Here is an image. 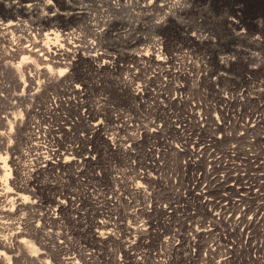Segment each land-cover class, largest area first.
<instances>
[{"label": "rangeland", "instance_id": "374dc122", "mask_svg": "<svg viewBox=\"0 0 264 264\" xmlns=\"http://www.w3.org/2000/svg\"><path fill=\"white\" fill-rule=\"evenodd\" d=\"M238 5L0 0V178L25 197L0 264H264V30Z\"/></svg>", "mask_w": 264, "mask_h": 264}, {"label": "bare ground", "instance_id": "6f19581e", "mask_svg": "<svg viewBox=\"0 0 264 264\" xmlns=\"http://www.w3.org/2000/svg\"><path fill=\"white\" fill-rule=\"evenodd\" d=\"M108 2L111 3L113 6H116L118 4V0H108ZM11 24L14 25V23H6L5 25L10 26ZM74 32L75 31L70 30V31L65 32V34H67V35L68 34L69 35L72 34L73 35ZM50 34H52V37L48 36V33L44 34V36H45L46 40L49 42V44L52 45L53 47H55V49H53L52 51H49L48 50L47 57L40 58V62L43 64L41 66V68H43L44 71L46 70V72H48V74H50V76H52V74H53L54 71L51 70L49 63L50 62H54V58H57L56 57L57 55L65 54L66 51L67 52H73V50H70L68 48L65 49L61 44H58L56 42V40H55V34L52 31L49 33V35ZM157 43H158V45L156 47V50L161 51L162 50V43H163V41L161 39H159L157 41ZM35 46L36 45H33V46H31V45L24 46L22 51H25V52L27 51L28 53H32V54L34 53L35 54V51L38 50V49L34 50V47ZM99 47H100L99 43L97 44L96 41H94L93 39H90L89 38V40L87 41V48H86L87 49V52H93L94 55L101 54V51H98L99 50ZM40 49L42 50L43 48H40ZM113 57H114V55H113ZM103 64H105V63H103ZM112 64L113 63L110 60H107V66L106 67H112ZM55 72H57V74L59 75L62 72V70L61 69H58ZM29 82H30L29 89H34V88L37 87V85L36 86L34 85V80L33 79H30ZM44 132L45 131H40L39 130V131H37L34 134L33 139L35 140L34 141L35 148H37L40 145L41 138H43V136H44ZM46 160H47V158H44L43 161H46ZM0 169H2V167H0ZM5 184H6V178H0V201H1V203H3L2 207L0 208V213H2L4 216L5 215H8V213H9V211L11 209H14V208L16 210L17 209L18 210L24 209V202H25L24 195L23 194H20V193H15L13 196L8 197V195L6 194L7 191L5 192L4 191V188H3V186H5ZM10 207H12V208H10ZM214 209H216V211L218 212V214H219L218 216L221 215V217L227 212V206L216 205V208H214ZM239 212H241V211H239ZM245 225H248V223H246ZM20 236H21V232L20 231H17V232H15V233H13V234L10 235L9 240L14 245L17 244V243L23 244L25 246V248H26V252L29 255V253L32 252V247L30 245H27L26 242L23 239L20 238ZM4 243H6V245ZM2 244H4V246L6 248H9L11 246L10 245L11 243H8V241H7L6 238L3 239ZM66 253L68 254V257L65 258L66 259L65 262L66 263H70V264H77V262L74 259L73 255L72 256L69 255L70 254L69 252H66ZM2 255H3V252L0 251V257ZM37 260H39V258H37Z\"/></svg>", "mask_w": 264, "mask_h": 264}, {"label": "flooded vegetation", "instance_id": "af4514ba", "mask_svg": "<svg viewBox=\"0 0 264 264\" xmlns=\"http://www.w3.org/2000/svg\"><path fill=\"white\" fill-rule=\"evenodd\" d=\"M237 10L248 18L250 27L264 30V0H237Z\"/></svg>", "mask_w": 264, "mask_h": 264}]
</instances>
